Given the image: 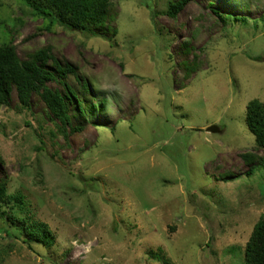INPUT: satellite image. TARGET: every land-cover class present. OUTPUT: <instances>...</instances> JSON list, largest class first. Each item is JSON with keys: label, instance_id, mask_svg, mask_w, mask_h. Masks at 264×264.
I'll list each match as a JSON object with an SVG mask.
<instances>
[{"label": "rangeland", "instance_id": "1", "mask_svg": "<svg viewBox=\"0 0 264 264\" xmlns=\"http://www.w3.org/2000/svg\"><path fill=\"white\" fill-rule=\"evenodd\" d=\"M112 1L95 36L0 0V44L23 61L52 46L76 70L49 83L75 94L64 133L37 94L25 109L14 90L0 110V181L28 204L0 218V264H245L264 215V150L246 121L264 104V0H189L177 19L178 0ZM25 217L55 245L26 236Z\"/></svg>", "mask_w": 264, "mask_h": 264}, {"label": "trees", "instance_id": "2", "mask_svg": "<svg viewBox=\"0 0 264 264\" xmlns=\"http://www.w3.org/2000/svg\"><path fill=\"white\" fill-rule=\"evenodd\" d=\"M20 3L30 10L35 17L49 21L47 29L52 30L55 25H60L67 30L81 33L94 32L107 26V21L114 8L112 0H19ZM189 0H178L170 2L167 15L172 19H177L180 12ZM155 17V12L152 11ZM221 19H232V17L221 16ZM238 20L237 18H234ZM115 35L117 30H113ZM11 42L0 44V110L4 106L10 105V100L14 90L17 92L18 100L22 108L30 109L34 94L41 97L46 104L51 119L58 125L60 123L61 132H65V126L71 125L69 105L67 99L74 91L66 86V95L50 88L49 83H63V78L69 74H76V70L69 64L63 66L53 54L52 46L45 47L29 56L23 61L18 56L15 46ZM54 67L50 68V63ZM53 68L55 70H53ZM191 67H189L190 69ZM87 90H89L88 82ZM106 102V101H103ZM78 107L83 110L81 102L78 100ZM81 113H83L81 111ZM247 125L256 138L258 149L264 150V104L258 100L251 102L247 109ZM58 122V123H57ZM76 130V129H74ZM249 165L248 174H252L258 158L253 153L243 156ZM263 160L260 158V161ZM27 202L23 195H12L9 193L8 184L0 181V218L8 220H19L18 212L27 211ZM23 230L35 243L53 247L56 237L49 225L43 222L34 221L30 218H23ZM11 234L10 230H6ZM245 264H264V215L256 223L251 238L245 250Z\"/></svg>", "mask_w": 264, "mask_h": 264}, {"label": "water", "instance_id": "3", "mask_svg": "<svg viewBox=\"0 0 264 264\" xmlns=\"http://www.w3.org/2000/svg\"><path fill=\"white\" fill-rule=\"evenodd\" d=\"M209 132H211V133H217L218 130H217L216 127H211V128H209Z\"/></svg>", "mask_w": 264, "mask_h": 264}]
</instances>
